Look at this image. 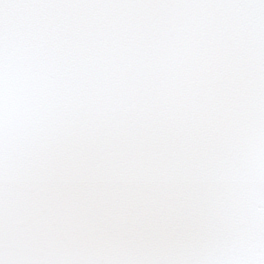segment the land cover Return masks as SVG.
I'll return each instance as SVG.
<instances>
[{"label":"snow or ice","instance_id":"6c2138e0","mask_svg":"<svg viewBox=\"0 0 264 264\" xmlns=\"http://www.w3.org/2000/svg\"><path fill=\"white\" fill-rule=\"evenodd\" d=\"M0 264H264V0H0Z\"/></svg>","mask_w":264,"mask_h":264}]
</instances>
